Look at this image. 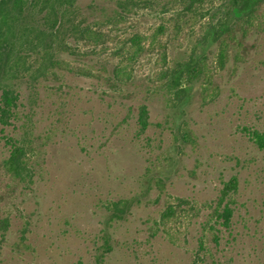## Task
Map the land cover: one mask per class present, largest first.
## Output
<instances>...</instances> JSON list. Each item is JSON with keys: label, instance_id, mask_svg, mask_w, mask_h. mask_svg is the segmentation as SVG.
Segmentation results:
<instances>
[{"label": "rangeland", "instance_id": "obj_1", "mask_svg": "<svg viewBox=\"0 0 264 264\" xmlns=\"http://www.w3.org/2000/svg\"><path fill=\"white\" fill-rule=\"evenodd\" d=\"M151 1L153 9L104 25L102 40L82 43L80 56L64 53L36 89L24 81L10 97L0 118V264H264V5L261 23L229 37L222 68L218 43L203 45L206 18L177 32L178 4ZM116 3L78 0L91 23ZM161 24L157 42L130 58L132 36L149 38ZM195 50L205 52L211 80L180 100L161 77ZM119 65L128 77L114 76ZM25 133L31 188L6 165L11 139ZM119 199L131 200V211L108 225L106 204ZM169 204L176 210L163 218ZM226 205L228 222L218 216ZM106 231L113 249L99 260Z\"/></svg>", "mask_w": 264, "mask_h": 264}, {"label": "trees", "instance_id": "obj_2", "mask_svg": "<svg viewBox=\"0 0 264 264\" xmlns=\"http://www.w3.org/2000/svg\"><path fill=\"white\" fill-rule=\"evenodd\" d=\"M153 2L117 0L116 8L112 12L104 11L101 18H96L91 23L81 17L78 0H0V91L3 92L6 103L0 113L1 120L6 122L3 117L10 111L12 103L9 99L18 93L22 82H27L30 90L36 89L37 83L55 75L63 66L66 62L62 57L64 53L80 56L82 43L96 44L102 40L104 33L101 28L104 25L116 20L118 22L141 9H153ZM169 4H178V7L173 8L177 32L182 24L196 21L198 17L206 18L202 25L203 45L208 47L218 43L217 61L219 66L224 68L229 56V37H237L238 27L245 34L256 23H261L260 11L264 0H225L223 5L218 6L214 5V0H173ZM166 11L167 8H164L162 12ZM166 29L167 27L161 24L149 38L141 34L133 35L130 42L135 48L130 58H138L144 51V42L150 39V43L155 44L158 36ZM205 58V52L200 54L195 50L183 60L176 59L174 65L163 71L161 77L168 92L181 100L188 96V90L196 81L204 80L208 83L211 73L207 70ZM113 73L117 78L130 75L120 65ZM138 114L140 128L146 130L149 125L147 107L142 105ZM179 137L186 142L190 140L191 133L185 130ZM10 144L7 168L14 178L25 187L31 188L34 183V167L29 158L31 148L28 135L17 140L12 138ZM229 185L236 188L237 179L234 178ZM228 192V189L224 190L221 201ZM178 201L179 205L189 203L186 198H178ZM132 206V201L128 199L109 201L106 204L109 212L108 225L125 219ZM175 210L176 207L169 204L162 217L174 214ZM231 214L232 210L228 205L223 212L218 211V216L223 217L224 222L230 220ZM112 249L110 234L106 231L98 259L103 260Z\"/></svg>", "mask_w": 264, "mask_h": 264}]
</instances>
